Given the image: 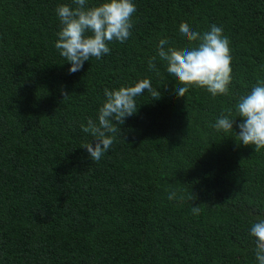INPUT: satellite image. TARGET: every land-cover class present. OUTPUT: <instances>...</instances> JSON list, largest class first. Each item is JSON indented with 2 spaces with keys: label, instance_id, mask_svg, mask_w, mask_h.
I'll list each match as a JSON object with an SVG mask.
<instances>
[{
  "label": "trees",
  "instance_id": "1",
  "mask_svg": "<svg viewBox=\"0 0 264 264\" xmlns=\"http://www.w3.org/2000/svg\"><path fill=\"white\" fill-rule=\"evenodd\" d=\"M133 3L131 36L70 74L55 42L56 8L72 0H0V264H258L250 228L264 219V149L237 141L242 118L232 133L213 125L264 80V0ZM182 22L223 29L229 95L193 87L178 97L166 62L149 70L161 39L188 44ZM143 79L161 97H136L138 111L93 162L81 124L98 122L105 88Z\"/></svg>",
  "mask_w": 264,
  "mask_h": 264
},
{
  "label": "clouds",
  "instance_id": "2",
  "mask_svg": "<svg viewBox=\"0 0 264 264\" xmlns=\"http://www.w3.org/2000/svg\"><path fill=\"white\" fill-rule=\"evenodd\" d=\"M72 4L75 7L62 4L56 8L62 27L55 42L59 54L71 63L70 74L80 71L91 58L101 59L110 54L109 43L125 42L132 34L133 15L137 11L133 0H106L91 7L88 0H72ZM179 32L188 44L183 48L165 47L169 41L161 39L156 56L148 61L149 70H156L157 57L166 62V71L178 82V97H185L193 87L206 89L213 98L229 95L232 57L230 40L223 34V29L213 24L209 31L200 33L182 22ZM145 91L153 99L161 97L158 89L152 87L150 79L117 90L104 89L106 100L98 111V122L89 118L86 125L81 124L82 131L95 139L94 145L87 142L81 146L93 162H99L112 147L115 134L121 132L117 126L123 125L126 117L138 111L136 97ZM62 94L65 99L69 96L64 90ZM236 99L234 109L229 108L227 114H221L213 127L217 131L232 133L235 132L233 126L237 118H242L235 138L245 146H254L258 153L264 149V80H259L249 93ZM234 110L236 118H233ZM177 198L175 191L168 195L169 200ZM188 198L192 201L196 199L192 193ZM179 199L184 197L181 195ZM200 211V206L191 208L194 215H199ZM250 234L256 238V260L258 264H264V219L252 224Z\"/></svg>",
  "mask_w": 264,
  "mask_h": 264
}]
</instances>
